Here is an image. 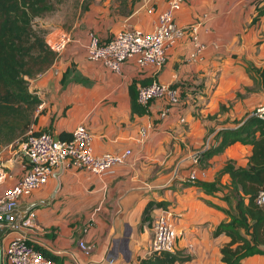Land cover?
I'll list each match as a JSON object with an SVG mask.
<instances>
[{"label": "crops", "instance_id": "obj_1", "mask_svg": "<svg viewBox=\"0 0 264 264\" xmlns=\"http://www.w3.org/2000/svg\"><path fill=\"white\" fill-rule=\"evenodd\" d=\"M123 1L96 0L79 26L103 38L123 26L149 30L156 12L165 6V0ZM256 5H264V0H185L175 12L179 27L198 22L197 37L205 46L189 58L192 42L186 30L169 47L154 78L178 84L182 102L164 117L158 115L160 99L149 101L144 113L130 110L128 85L133 82L136 89L150 80L149 69L126 61L113 72L88 60L81 29L48 69L28 79L29 89L39 98L32 129L56 136L83 123L92 135L94 153L131 150L125 162L101 176L80 167L54 168L43 185L18 199L15 218L34 212L33 221L20 231L35 247L56 255L53 264H139V258L151 253L152 223L162 209L153 206L150 219L141 223L149 200H163L164 208L174 213L172 251L189 258L172 264H221L219 248L229 237L222 232L212 235V230L233 210V200L224 198L229 177L222 173L212 192L195 181L214 180L227 161L234 168L245 167L251 144L235 141L202 160L200 154L196 180L187 173L192 153L215 144L219 129L237 125L264 103V11L253 21ZM60 33L54 26L44 36L55 39ZM146 122L152 126L139 140L138 128ZM6 159L3 163L17 174L11 172L0 193L23 170ZM9 235L2 224L0 264H7L3 248ZM78 240L87 245V253ZM259 247L264 249V244ZM238 264H264V254L242 257Z\"/></svg>", "mask_w": 264, "mask_h": 264}, {"label": "built area", "instance_id": "obj_2", "mask_svg": "<svg viewBox=\"0 0 264 264\" xmlns=\"http://www.w3.org/2000/svg\"><path fill=\"white\" fill-rule=\"evenodd\" d=\"M144 2L151 0H143ZM185 0H165V6L156 12L154 26L143 30L133 26H123L103 38L95 31L86 30L82 44L84 55L88 60L96 61L113 72H119L126 61L133 62L140 69H149L151 80L136 87V101L147 105L152 99H160L162 107L159 117H164L171 107H179L182 99L178 86L172 83L159 82L154 78L156 70L165 62L167 51L187 30L192 42L189 58L196 57L204 48L198 40V22L188 24L187 28L179 27L174 20L175 12ZM150 10V9H149ZM204 15V13L202 14ZM48 46L58 54L71 40L70 35L62 32L55 39L44 36ZM264 72V63L262 66ZM254 113L264 117V103L254 109ZM182 120V117H180ZM152 124L146 122L138 128V139H142ZM92 135L83 123L77 124L71 131L69 139L59 138L47 130L34 133L28 129L23 138L14 147L8 144L10 163L20 164L23 170L15 181L5 186L0 193V226L6 225L10 235L3 248L7 264H53L33 243L27 240L20 231L22 225H29L34 219V212L28 210L15 218L13 207L18 199L28 196L34 189L43 185L54 168L80 167L90 173L103 175L113 171L118 163L125 162L131 155L129 147L117 151L94 153L91 145ZM200 151L191 154V164L187 176L196 180L198 157ZM28 156L29 160L25 157ZM5 163H0V185L10 176ZM203 173V171H201ZM256 202L264 205V193L259 192ZM174 213L162 208L154 217L149 251H172L174 233L172 219ZM84 253L89 248L78 240Z\"/></svg>", "mask_w": 264, "mask_h": 264}, {"label": "trees", "instance_id": "obj_3", "mask_svg": "<svg viewBox=\"0 0 264 264\" xmlns=\"http://www.w3.org/2000/svg\"><path fill=\"white\" fill-rule=\"evenodd\" d=\"M53 9L52 0H0V145L14 147L28 129L34 133L42 131L30 127L39 98L33 89H29L28 79L48 69L57 54L45 42L44 31L35 28L32 22L33 18ZM255 10L253 21L264 11V5H256ZM150 80L142 81V84ZM262 82L264 85V72ZM172 85L178 86L176 83ZM128 93L131 112L144 113L145 106L136 101L133 82L128 85ZM237 122L233 127L216 132L217 142L201 151L200 160L238 141L251 144L245 167L234 168L227 161L216 172L214 180L195 181L206 192H212L217 188L215 183L222 173L229 177L224 198L233 200V210L227 212L228 218L219 221L212 230V235L222 232L229 237L228 242L219 248L221 264H238L242 257L264 254V249L259 247L264 244V206L255 199L260 191L264 193V117L253 111ZM57 136L69 139L71 133L61 130ZM164 203L163 200L147 201L142 209L141 223L150 219L149 211L153 206L164 208ZM36 247L54 262L56 255ZM188 258L179 250L152 251L150 255L139 258L138 263L172 264Z\"/></svg>", "mask_w": 264, "mask_h": 264}, {"label": "rangeland", "instance_id": "obj_4", "mask_svg": "<svg viewBox=\"0 0 264 264\" xmlns=\"http://www.w3.org/2000/svg\"><path fill=\"white\" fill-rule=\"evenodd\" d=\"M54 9L43 16L33 18V26L42 29L44 34L57 26L59 30L70 35L72 39L76 35V29H81V33L88 29L85 26H79L81 19H85L86 12L90 7L94 8L96 0H52ZM116 1V0H114ZM121 1V0H120ZM76 21L75 26H71ZM80 21V22H79ZM9 148L0 145V163H2L10 154ZM17 162H15L16 164ZM9 175L17 174L11 167L7 168ZM12 172V173H11Z\"/></svg>", "mask_w": 264, "mask_h": 264}, {"label": "water", "instance_id": "obj_5", "mask_svg": "<svg viewBox=\"0 0 264 264\" xmlns=\"http://www.w3.org/2000/svg\"><path fill=\"white\" fill-rule=\"evenodd\" d=\"M25 158H26L27 160H29V157H28V156H26Z\"/></svg>", "mask_w": 264, "mask_h": 264}]
</instances>
